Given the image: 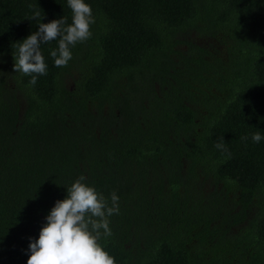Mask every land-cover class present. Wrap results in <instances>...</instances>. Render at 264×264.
Returning a JSON list of instances; mask_svg holds the SVG:
<instances>
[{
  "label": "trees",
  "instance_id": "trees-1",
  "mask_svg": "<svg viewBox=\"0 0 264 264\" xmlns=\"http://www.w3.org/2000/svg\"><path fill=\"white\" fill-rule=\"evenodd\" d=\"M85 2L93 35L66 67L55 40L35 85L13 71L5 89L0 65V264H27L81 175L119 197L100 240L115 264H264V0ZM71 15L67 0H0V62Z\"/></svg>",
  "mask_w": 264,
  "mask_h": 264
},
{
  "label": "clouds",
  "instance_id": "clouds-1",
  "mask_svg": "<svg viewBox=\"0 0 264 264\" xmlns=\"http://www.w3.org/2000/svg\"><path fill=\"white\" fill-rule=\"evenodd\" d=\"M67 6L72 13L70 24L65 17L39 22L37 31L14 43L13 71L30 76L32 85L48 70L42 44L58 41V48L50 54L56 67H66L73 58L72 48L92 38L95 17L91 5L85 0H67ZM33 19H39V13ZM262 138L260 132L252 135L254 143ZM216 147L227 152L223 143ZM85 179L81 175L66 188V197L57 200L45 217L38 239L30 238L27 264H115L100 240L112 235L109 217L119 214V197L111 193L109 204L103 193Z\"/></svg>",
  "mask_w": 264,
  "mask_h": 264
},
{
  "label": "rangeland",
  "instance_id": "rangeland-1",
  "mask_svg": "<svg viewBox=\"0 0 264 264\" xmlns=\"http://www.w3.org/2000/svg\"><path fill=\"white\" fill-rule=\"evenodd\" d=\"M187 35L189 36V38L191 40H193L195 43H197L200 46H205L208 47L210 50L209 51H213V50H223V46L216 41L215 39H211L209 37H204L200 34H197L195 31L193 30H189ZM1 63V62H0ZM1 66L4 67V69H2V85L5 89H15V87H13L14 84V79L12 76V72H13V68H12V64H5V63H1ZM73 75L77 74L76 69L74 68V70L72 71ZM69 81L67 80V83ZM204 186L205 188H207L208 186H210V184L208 183V181L204 182ZM209 188V187H208ZM235 230V229H234Z\"/></svg>",
  "mask_w": 264,
  "mask_h": 264
}]
</instances>
